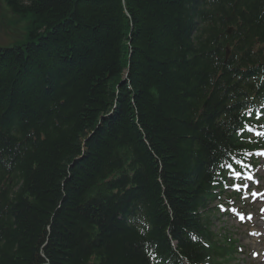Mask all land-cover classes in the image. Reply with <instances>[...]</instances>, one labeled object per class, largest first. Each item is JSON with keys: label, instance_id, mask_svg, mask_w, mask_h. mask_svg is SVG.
Wrapping results in <instances>:
<instances>
[{"label": "trees", "instance_id": "obj_1", "mask_svg": "<svg viewBox=\"0 0 264 264\" xmlns=\"http://www.w3.org/2000/svg\"><path fill=\"white\" fill-rule=\"evenodd\" d=\"M7 5L30 23L0 46V264L230 261L207 211L264 146V0Z\"/></svg>", "mask_w": 264, "mask_h": 264}, {"label": "rangeland", "instance_id": "obj_2", "mask_svg": "<svg viewBox=\"0 0 264 264\" xmlns=\"http://www.w3.org/2000/svg\"><path fill=\"white\" fill-rule=\"evenodd\" d=\"M29 23V17H21L14 14L7 5V0H0L1 47H12L22 44L27 35ZM261 168L260 166L258 173L264 175V170ZM226 191V194H222V202L229 205V195L231 191L228 188ZM226 199L227 203L225 202ZM237 201L244 211L256 213L257 217L254 221L242 223L231 215L224 216L220 214V216L216 212L210 214L212 228L217 234V238L227 235L238 241L239 251L235 255V258L227 264H264V220L262 218V204L254 205L251 201H242L241 197L240 200ZM215 204H213L211 208L214 207ZM253 231L255 234L251 235ZM254 252H258L259 255L254 256Z\"/></svg>", "mask_w": 264, "mask_h": 264}, {"label": "snow or ice", "instance_id": "obj_3", "mask_svg": "<svg viewBox=\"0 0 264 264\" xmlns=\"http://www.w3.org/2000/svg\"><path fill=\"white\" fill-rule=\"evenodd\" d=\"M258 135H262V136H264V132H262V133H258ZM260 155H264V153H260ZM229 167H231V165H229ZM234 174H235L237 177L242 176V174H241V173H238V172H236V173H234ZM248 178L251 179L252 177L249 176ZM233 187H235V188L239 191L241 187L246 188L247 185H243V186H241V185H233ZM252 195H253V196H256V195H262V194H259V193H252ZM221 207H223V206H221ZM240 218L243 219L244 217L241 215ZM248 218L250 219L251 217L249 216Z\"/></svg>", "mask_w": 264, "mask_h": 264}, {"label": "water", "instance_id": "obj_4", "mask_svg": "<svg viewBox=\"0 0 264 264\" xmlns=\"http://www.w3.org/2000/svg\"><path fill=\"white\" fill-rule=\"evenodd\" d=\"M229 33H231V29L229 30ZM230 55V50L227 51V58L229 57Z\"/></svg>", "mask_w": 264, "mask_h": 264}]
</instances>
